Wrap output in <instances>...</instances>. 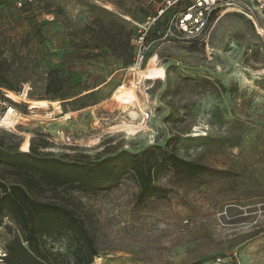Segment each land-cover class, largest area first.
<instances>
[{"label": "rangeland", "instance_id": "1", "mask_svg": "<svg viewBox=\"0 0 264 264\" xmlns=\"http://www.w3.org/2000/svg\"><path fill=\"white\" fill-rule=\"evenodd\" d=\"M158 3L0 0V148L23 151L28 140V151L81 162L175 152L215 169L166 170L154 181L163 191L145 200L130 173L99 193L42 180L33 197L73 210L94 236L91 264H214L232 253L264 264V20L224 8L192 39L168 29L170 11L146 34L134 73L135 39ZM9 107L14 126L3 122ZM125 123L144 128L130 133ZM0 178L11 185L25 175L0 163ZM17 235L4 231L0 241ZM43 246L56 264L73 260L69 234Z\"/></svg>", "mask_w": 264, "mask_h": 264}, {"label": "trees", "instance_id": "2", "mask_svg": "<svg viewBox=\"0 0 264 264\" xmlns=\"http://www.w3.org/2000/svg\"><path fill=\"white\" fill-rule=\"evenodd\" d=\"M12 89V87H10ZM152 151L134 153L123 150L95 162L65 160L30 151L4 152L0 148V163L15 174H23V183L8 185L0 178L5 193L0 196V217L9 213L20 231L7 243L5 264H56L43 239L56 234H69L75 242L72 261L67 264H91L98 254L94 236L84 220L68 207L35 199L33 192L41 189V181L54 186L74 185L93 193L110 189L126 174H132L140 186L139 197L154 196L161 187L154 183L166 170H175L190 177L213 172L208 165L187 160L175 152L150 157Z\"/></svg>", "mask_w": 264, "mask_h": 264}, {"label": "built area", "instance_id": "3", "mask_svg": "<svg viewBox=\"0 0 264 264\" xmlns=\"http://www.w3.org/2000/svg\"><path fill=\"white\" fill-rule=\"evenodd\" d=\"M19 4L21 5V3ZM224 8L232 9L247 16L255 24H258L256 19L261 18V20H264V0H159L155 15L149 17L147 26L143 27L135 39L137 53L131 70L135 73L143 68L149 50V45L146 43V34L161 17L175 10L168 29L178 30L182 35L194 39L207 32L213 16ZM149 117L150 114L145 113L143 115L144 122ZM4 193V189L0 187V196ZM15 230L21 237L11 215L9 213L2 214L0 217V234L4 231ZM8 254L7 244L0 241V264H5ZM214 264H241V262L237 253H232L226 257H217Z\"/></svg>", "mask_w": 264, "mask_h": 264}, {"label": "bare ground", "instance_id": "4", "mask_svg": "<svg viewBox=\"0 0 264 264\" xmlns=\"http://www.w3.org/2000/svg\"><path fill=\"white\" fill-rule=\"evenodd\" d=\"M105 5V4H104ZM140 71V70H139ZM141 73H144L143 71H141ZM125 85H122V87H124ZM119 90V89H118ZM117 92V91H116ZM126 94H127V97H128V95L130 96V99H136V97H137V95H136V93H135V90L134 89H127L126 90ZM117 95V94H116ZM125 95V93H123V95L122 96H124ZM10 96L11 97H13V98H16L17 96L15 95V94H13L12 92L10 93ZM115 97V96H114ZM12 98V99H13ZM19 99H21V98H19ZM54 103H56V102H54ZM52 104H53V102H52ZM47 108L48 107V102L47 101H34V102H32L31 103V108ZM57 108V107H56ZM6 116L4 117V119H3V122L5 123V124H7V125H10V126H14L15 125V123H16V118H18L19 116V114L18 113H16V111H15V109L13 108V107H9V109H8V111H7V113L5 114ZM51 115V114H50ZM132 115H133V117L136 119L137 118V116H138V113L137 112H135V111H133L132 112ZM68 117H70L69 115H68ZM143 124L144 123H141V124H139V125H134V124H130V123H125V124H123L122 126L123 127H125L130 133H136V132H138V131H140V130H138V131H136L138 128H144V126H143ZM122 127V128H123ZM29 146H30V143H29V141L28 140H26L24 143H23V146H22V150L23 151H28L29 150Z\"/></svg>", "mask_w": 264, "mask_h": 264}]
</instances>
